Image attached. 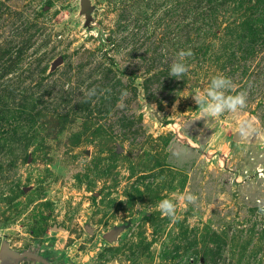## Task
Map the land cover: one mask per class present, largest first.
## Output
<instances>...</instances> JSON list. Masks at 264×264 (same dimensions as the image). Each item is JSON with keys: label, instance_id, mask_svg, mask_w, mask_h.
Masks as SVG:
<instances>
[{"label": "rangeland", "instance_id": "obj_1", "mask_svg": "<svg viewBox=\"0 0 264 264\" xmlns=\"http://www.w3.org/2000/svg\"><path fill=\"white\" fill-rule=\"evenodd\" d=\"M261 209L264 0H0V264H264Z\"/></svg>", "mask_w": 264, "mask_h": 264}, {"label": "clouds", "instance_id": "obj_2", "mask_svg": "<svg viewBox=\"0 0 264 264\" xmlns=\"http://www.w3.org/2000/svg\"><path fill=\"white\" fill-rule=\"evenodd\" d=\"M192 55L191 50L181 49L176 54V59L169 66V76L181 79V77L188 72L189 65L186 62V57ZM234 89L231 79L223 74L213 75L210 83L202 90L192 94L196 104L199 106L200 113L204 116L216 117L225 112L235 113L246 105V95L244 93L226 94L229 90ZM240 131L242 135H248L252 129L251 125L245 127L241 125ZM172 196L178 200L183 201L187 199L189 202L194 201L195 197L191 194L185 196L184 194L177 195L173 193ZM158 209L162 215L174 217L176 204L173 199L165 198L158 202ZM264 211V209H261Z\"/></svg>", "mask_w": 264, "mask_h": 264}, {"label": "water", "instance_id": "obj_3", "mask_svg": "<svg viewBox=\"0 0 264 264\" xmlns=\"http://www.w3.org/2000/svg\"><path fill=\"white\" fill-rule=\"evenodd\" d=\"M88 4H89V0H83V8L85 11L87 10ZM4 254L12 256V257H21V256L26 255L28 253H16V252L10 250L7 245H4L1 249V257H3Z\"/></svg>", "mask_w": 264, "mask_h": 264}]
</instances>
